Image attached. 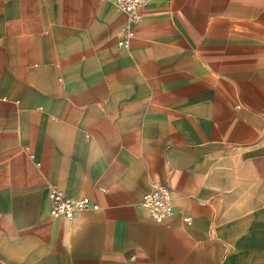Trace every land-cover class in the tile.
Listing matches in <instances>:
<instances>
[{"label":"crops","instance_id":"crops-1","mask_svg":"<svg viewBox=\"0 0 264 264\" xmlns=\"http://www.w3.org/2000/svg\"><path fill=\"white\" fill-rule=\"evenodd\" d=\"M140 15L122 46L109 0H0V264H264V0Z\"/></svg>","mask_w":264,"mask_h":264},{"label":"built area","instance_id":"built-area-1","mask_svg":"<svg viewBox=\"0 0 264 264\" xmlns=\"http://www.w3.org/2000/svg\"><path fill=\"white\" fill-rule=\"evenodd\" d=\"M109 1L125 17L124 34L120 45L127 46L128 39L132 36L133 28L140 20V12L148 4L149 0ZM48 197L50 200L48 213L54 218L66 217L70 219L76 212L98 208V204L88 198L70 199L64 197L63 193L54 185L49 186ZM139 206L146 210L150 218L156 223H165L174 214L171 191L166 185L159 182L152 185Z\"/></svg>","mask_w":264,"mask_h":264}]
</instances>
